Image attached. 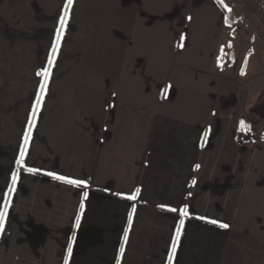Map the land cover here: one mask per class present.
I'll return each mask as SVG.
<instances>
[{
	"label": "crops",
	"instance_id": "0c3cea01",
	"mask_svg": "<svg viewBox=\"0 0 264 264\" xmlns=\"http://www.w3.org/2000/svg\"><path fill=\"white\" fill-rule=\"evenodd\" d=\"M222 3L0 0V264L246 262L264 60Z\"/></svg>",
	"mask_w": 264,
	"mask_h": 264
},
{
	"label": "rangeland",
	"instance_id": "374dc122",
	"mask_svg": "<svg viewBox=\"0 0 264 264\" xmlns=\"http://www.w3.org/2000/svg\"><path fill=\"white\" fill-rule=\"evenodd\" d=\"M223 1L227 9L234 11L238 31H242L249 37L251 36L253 60H264V15L257 13L258 0ZM261 135L262 133L257 136L261 137ZM255 240L253 239L251 253H246L247 257L244 264H264V238L262 237L261 240L257 239V242ZM237 264H243V262L237 260Z\"/></svg>",
	"mask_w": 264,
	"mask_h": 264
},
{
	"label": "snow or ice",
	"instance_id": "6c2138e0",
	"mask_svg": "<svg viewBox=\"0 0 264 264\" xmlns=\"http://www.w3.org/2000/svg\"><path fill=\"white\" fill-rule=\"evenodd\" d=\"M73 2H74V0H68V6H69V8H71ZM221 2H222V0H221ZM229 11H230V9H229ZM67 17H68V12L66 11L65 12V19L63 21H61V32H60V36H62V34H63L64 24H65V22L67 20ZM189 19H191V18L189 17ZM60 36H58L57 41H56L57 47H56V49L53 50V60L55 59V57L57 55V51L59 49ZM181 47H183V45H181ZM50 68H51V66H50ZM50 68L47 71H42V72H38L37 73L38 76H42V77L45 78V88H46L47 80L50 77ZM45 88H42L41 89V101H38V103H37V108L38 109L40 108L41 102L43 100V96L45 95ZM242 124H243V122H242ZM198 167H199V165H197V168ZM30 171H35V170L34 169H30ZM49 175H52V174L49 173ZM55 178L56 179H59V180H64L65 182H67L69 184H75L77 186L83 184L82 181L72 180V179H68L66 177H62V176H57ZM86 195L87 194L85 193V196ZM128 198L129 199H135L136 197L135 196H131V197H128ZM169 210L170 211H176V209H174V208L173 209H169ZM7 212H8V206L6 205L4 207V209H3V211H0V229H2V227H3L4 220L7 217ZM182 214L187 215V209H184ZM210 222L213 223V224L217 223V221H215V220L210 221ZM77 224H79V221H77ZM181 225H183V221H181ZM220 226L221 227H224V228H227L228 227V225H226V224H221ZM180 235H181V233L178 231L177 234H176L177 243L179 242ZM125 239H127V236H125ZM122 251H123V249H121V252ZM172 251H173V254H175V251H176V247L175 246L173 247ZM70 253H71V249H69V254Z\"/></svg>",
	"mask_w": 264,
	"mask_h": 264
},
{
	"label": "built area",
	"instance_id": "2783aa9c",
	"mask_svg": "<svg viewBox=\"0 0 264 264\" xmlns=\"http://www.w3.org/2000/svg\"><path fill=\"white\" fill-rule=\"evenodd\" d=\"M257 13L264 15V0H258L257 2Z\"/></svg>",
	"mask_w": 264,
	"mask_h": 264
},
{
	"label": "trees",
	"instance_id": "16d2710c",
	"mask_svg": "<svg viewBox=\"0 0 264 264\" xmlns=\"http://www.w3.org/2000/svg\"><path fill=\"white\" fill-rule=\"evenodd\" d=\"M222 3V2H221ZM223 4V3H222ZM239 134H243V133H241L240 131H239ZM261 137L264 139V133L261 135ZM239 140H241V142H243L244 144H249V143H251L253 140L252 139H248V140H246V141H243L242 139H240V137H239Z\"/></svg>",
	"mask_w": 264,
	"mask_h": 264
},
{
	"label": "water",
	"instance_id": "95a60500",
	"mask_svg": "<svg viewBox=\"0 0 264 264\" xmlns=\"http://www.w3.org/2000/svg\"><path fill=\"white\" fill-rule=\"evenodd\" d=\"M245 139H246V138H245ZM245 139H244V140H245Z\"/></svg>",
	"mask_w": 264,
	"mask_h": 264
}]
</instances>
